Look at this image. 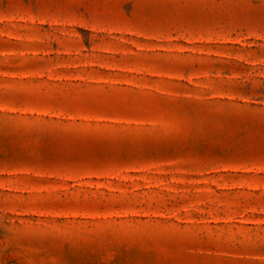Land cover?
<instances>
[{
    "label": "rangeland",
    "instance_id": "374dc122",
    "mask_svg": "<svg viewBox=\"0 0 264 264\" xmlns=\"http://www.w3.org/2000/svg\"><path fill=\"white\" fill-rule=\"evenodd\" d=\"M0 264H264V0H0Z\"/></svg>",
    "mask_w": 264,
    "mask_h": 264
}]
</instances>
